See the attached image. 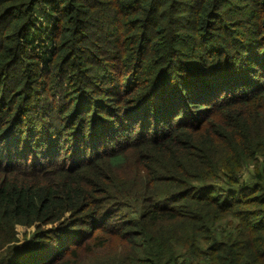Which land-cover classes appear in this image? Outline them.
Returning <instances> with one entry per match:
<instances>
[{"label":"trees","instance_id":"16d2710c","mask_svg":"<svg viewBox=\"0 0 264 264\" xmlns=\"http://www.w3.org/2000/svg\"><path fill=\"white\" fill-rule=\"evenodd\" d=\"M0 264H264V0H0Z\"/></svg>","mask_w":264,"mask_h":264},{"label":"rangeland","instance_id":"374dc122","mask_svg":"<svg viewBox=\"0 0 264 264\" xmlns=\"http://www.w3.org/2000/svg\"><path fill=\"white\" fill-rule=\"evenodd\" d=\"M37 26H39V25H37ZM34 36V35H33ZM49 51L51 52L52 51V48L51 49H49ZM19 228V230L21 231V233L23 232V230H24V227H18Z\"/></svg>","mask_w":264,"mask_h":264}]
</instances>
